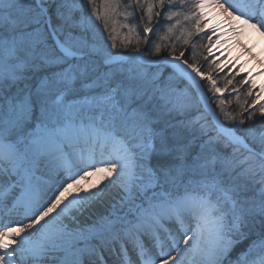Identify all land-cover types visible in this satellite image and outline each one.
<instances>
[{
    "label": "snow or ice",
    "instance_id": "6c2138e0",
    "mask_svg": "<svg viewBox=\"0 0 264 264\" xmlns=\"http://www.w3.org/2000/svg\"><path fill=\"white\" fill-rule=\"evenodd\" d=\"M206 9L230 29L201 37L208 55L223 35L264 36V0H0V264H264V103L241 102L236 87L239 113L215 100L225 121L259 129L227 128L211 108L198 77L213 94L235 77L220 87L223 62L198 65ZM92 17L127 54L93 38ZM177 30L180 49L163 43ZM239 84L254 95L252 73ZM92 175L108 182L71 194ZM112 190L107 214L72 226Z\"/></svg>",
    "mask_w": 264,
    "mask_h": 264
},
{
    "label": "bare ground",
    "instance_id": "6f19581e",
    "mask_svg": "<svg viewBox=\"0 0 264 264\" xmlns=\"http://www.w3.org/2000/svg\"><path fill=\"white\" fill-rule=\"evenodd\" d=\"M209 14L210 24L212 27L220 25L224 32H229L230 29L224 23L225 18L219 14L218 11L212 9H206ZM222 35L221 33H218ZM225 41H228L225 43ZM250 49L253 56L256 59H252L245 49ZM215 50L227 58V66L232 67H243L248 73H252L254 79L258 81L260 86H264V75H259L260 72H264V36L253 31H247L245 34L239 38H233L227 35H223ZM203 77H198L200 83ZM202 84V83H201ZM258 88V87H257ZM258 94L259 88H258ZM260 102V101H259ZM108 181L104 179L101 175H92L85 180H81L78 188L71 189V194L75 195L80 189H83L89 193L96 191L103 187ZM119 199V193L116 190H112L108 196L100 203H97L94 207L89 208L83 212V215L79 216L76 224L72 225L74 227H86L94 223L98 218L107 214L111 208V205ZM22 217H14V219H20ZM43 223V222H42ZM167 224V223H166ZM166 227L175 230L176 225L167 224ZM26 234V233H24ZM145 243L148 244L150 241L145 237ZM107 255V254H106ZM113 257L109 256L110 262Z\"/></svg>",
    "mask_w": 264,
    "mask_h": 264
},
{
    "label": "trees",
    "instance_id": "16d2710c",
    "mask_svg": "<svg viewBox=\"0 0 264 264\" xmlns=\"http://www.w3.org/2000/svg\"><path fill=\"white\" fill-rule=\"evenodd\" d=\"M98 3L101 2V0H97ZM52 8L54 9L55 8V0L52 1ZM84 13L85 15H90L91 13V6L87 5L85 3L84 5ZM93 21L96 23L97 27L94 29V33L96 32H102V25L100 24V22H97L95 21V17H92ZM120 18L117 17V21L119 20ZM122 20V19H121ZM167 23V22H166ZM187 24V22H186ZM99 33V34H100ZM107 33V32H106ZM179 34V30L173 32L171 34V37L168 41L166 42H163V43H166V44H173V43H176V47L177 49H180L182 47H184L182 45V42H176V36H178ZM208 35V31L206 30L204 33H201L200 35L194 37V42L197 43V51L198 53L202 54V55H198L197 57V62H198V65L202 68V71H205L208 67H209V62L214 58V57H211L210 55H208V51H207V47H200V44H204V45H207V41L206 39L202 40L201 37H206ZM151 40H156V37L155 36H152L151 37ZM215 40V38L213 37V41ZM116 43L117 45H121L123 42L121 40H116ZM135 45V39L133 40V43L131 45H129V48L133 47ZM141 48H145L146 46L141 44L140 45ZM111 48V47H110ZM111 51L113 52H120V51H124L123 48H116V49H110ZM168 51V49H164L163 48V45H162V52L160 54H157L156 56H154L155 58H160L161 55H165L166 52ZM191 51V48L190 47H187L186 51H185V56L187 57L188 56V53ZM207 56V59H204L203 57ZM217 63V62H216ZM218 64V63H217ZM229 71H223L221 72L219 69H215L212 71V76L214 79H216L217 81V86H220V87H223L224 86V79L223 77L225 76V74H228ZM232 76L235 77V80H233V84L232 85H229L228 87V90L224 92V94H221V95H216V94H213L210 90H208L209 92V95L210 97L213 99V104L218 112V114L220 115L221 119L230 127L236 129V128H247L249 127L250 125L256 127L257 129H259V125L255 123V121H248L246 122L244 125H239L238 123H232V122H229V121H225L224 120V117L223 115L220 113V110L219 108L217 107L216 103H215V100L217 98H224L226 100V104H225V108L227 111L229 112H232L233 114H237L239 113V106L238 104L236 103L235 101V93L232 92V88L233 87H236V88H239L240 90V101L243 102L245 99H247V101L249 102V104L255 100V97H256V94H258V88L255 86V88L253 89V92H254V95L252 97H247L246 95V89L249 87V84H245L243 85L242 87L240 86L239 84V81L246 76V74H239V75H236V73H233V72H230V75H229V78H231ZM251 83V81H250ZM172 86L173 87H177V88H186V87H190L188 85V82H186L185 80H174L172 81ZM193 95L195 96V90L194 89H191ZM231 99L232 100V103H227V101ZM259 104H261L260 102L257 104V108L259 107ZM246 107L248 105H245ZM252 111H256V109H251ZM201 111H203V106H201ZM237 119H239V116H237ZM260 117L259 115H257L256 117V120H259ZM207 120L209 122V124H211V115H209V113L207 114ZM239 133L240 135H243V133L241 132H237ZM179 191V189L177 190Z\"/></svg>",
    "mask_w": 264,
    "mask_h": 264
},
{
    "label": "rangeland",
    "instance_id": "374dc122",
    "mask_svg": "<svg viewBox=\"0 0 264 264\" xmlns=\"http://www.w3.org/2000/svg\"><path fill=\"white\" fill-rule=\"evenodd\" d=\"M119 18L120 19L117 21V24H116L117 32L116 33H113V35H116V40H121L123 42L124 39H125V37L128 36V30L126 28L121 27V25L125 22L123 16H119ZM129 23H130V21H129ZM167 23H170V22H167ZM211 28H212V26L209 23L208 29H206L208 31V33L211 30ZM99 33L100 32L93 33V38L97 39L104 46V48L106 50H110L111 49L110 46H111L112 41L107 38L108 37V33L103 32V31L100 34ZM214 38L216 40V37L215 36H214ZM133 40H134V38H133ZM216 46H217V43L215 44L214 47H212V49H211L212 55H210V56L211 57H214L215 60H216V62L218 64H220L221 62H223V65L225 66L224 67V71L231 70V72H233V73H237V71H239L241 74H244V75L245 74L246 75L248 74V72L245 71L243 67H242V71H241L240 70L241 67L227 66V64H226L227 63V61H226L227 58L224 57L223 55H221L220 53H218L215 50ZM124 52L127 53V50L124 49ZM153 58H155V57H153ZM156 59H159V58H156ZM201 71H202V68H201ZM254 81H255V86L259 88V93H260V100L259 101H260V103H264V92H260V89H261L260 84L258 83V81L256 79H254ZM202 85L204 86V89L206 90L208 96L210 97L209 92H208V90H210V88H209V82L207 81L206 78H202ZM207 88H208V90H207ZM216 95L218 96V95H221V94H216ZM182 191H183V189H179L178 192H182Z\"/></svg>",
    "mask_w": 264,
    "mask_h": 264
},
{
    "label": "water",
    "instance_id": "95a60500",
    "mask_svg": "<svg viewBox=\"0 0 264 264\" xmlns=\"http://www.w3.org/2000/svg\"><path fill=\"white\" fill-rule=\"evenodd\" d=\"M150 59H156V58H153V57H149ZM158 60V59H157ZM186 81V80H185ZM206 91V90H205ZM211 108H214L215 109V107H214V105L212 104L211 105ZM217 112V111H216ZM210 115H211V109H209V112H208ZM218 114V113H217ZM219 115V114H218ZM220 119H221V117H220ZM221 121L225 124V126L227 127V128H231V127H229L222 119H221ZM233 129V128H232ZM238 134V133H237ZM238 135H240V134H238Z\"/></svg>",
    "mask_w": 264,
    "mask_h": 264
}]
</instances>
